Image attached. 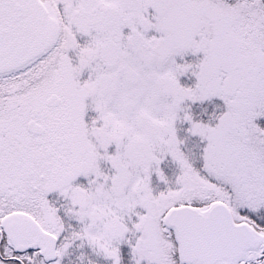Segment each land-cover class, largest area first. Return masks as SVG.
Masks as SVG:
<instances>
[{
	"label": "snow or ice",
	"instance_id": "6c2138e0",
	"mask_svg": "<svg viewBox=\"0 0 264 264\" xmlns=\"http://www.w3.org/2000/svg\"><path fill=\"white\" fill-rule=\"evenodd\" d=\"M0 264H264V0H0Z\"/></svg>",
	"mask_w": 264,
	"mask_h": 264
}]
</instances>
